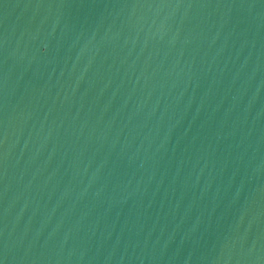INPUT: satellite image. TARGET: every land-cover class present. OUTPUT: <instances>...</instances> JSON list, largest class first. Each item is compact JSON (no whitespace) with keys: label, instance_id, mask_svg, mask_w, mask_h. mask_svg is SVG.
<instances>
[{"label":"water","instance_id":"obj_1","mask_svg":"<svg viewBox=\"0 0 264 264\" xmlns=\"http://www.w3.org/2000/svg\"><path fill=\"white\" fill-rule=\"evenodd\" d=\"M2 264H264V0H0Z\"/></svg>","mask_w":264,"mask_h":264},{"label":"snow or ice","instance_id":"obj_2","mask_svg":"<svg viewBox=\"0 0 264 264\" xmlns=\"http://www.w3.org/2000/svg\"><path fill=\"white\" fill-rule=\"evenodd\" d=\"M0 264H2V261H0Z\"/></svg>","mask_w":264,"mask_h":264}]
</instances>
